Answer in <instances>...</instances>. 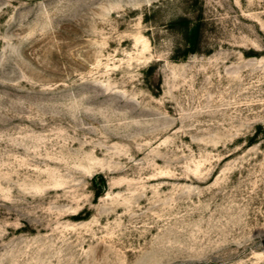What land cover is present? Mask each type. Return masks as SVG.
<instances>
[{"label":"rangeland","instance_id":"374dc122","mask_svg":"<svg viewBox=\"0 0 264 264\" xmlns=\"http://www.w3.org/2000/svg\"><path fill=\"white\" fill-rule=\"evenodd\" d=\"M0 264H264V0H0Z\"/></svg>","mask_w":264,"mask_h":264}]
</instances>
